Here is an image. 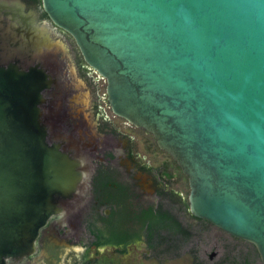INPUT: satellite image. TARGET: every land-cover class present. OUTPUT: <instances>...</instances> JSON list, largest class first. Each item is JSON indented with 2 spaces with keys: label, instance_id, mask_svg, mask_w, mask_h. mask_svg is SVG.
Masks as SVG:
<instances>
[{
  "label": "water",
  "instance_id": "water-1",
  "mask_svg": "<svg viewBox=\"0 0 264 264\" xmlns=\"http://www.w3.org/2000/svg\"><path fill=\"white\" fill-rule=\"evenodd\" d=\"M42 8L50 21L0 0V264L35 254L49 220L85 203L91 93L51 24L106 82L113 114L187 176L189 213L253 245L264 264V0Z\"/></svg>",
  "mask_w": 264,
  "mask_h": 264
},
{
  "label": "flooded vegetation",
  "instance_id": "flooded-vegetation-1",
  "mask_svg": "<svg viewBox=\"0 0 264 264\" xmlns=\"http://www.w3.org/2000/svg\"><path fill=\"white\" fill-rule=\"evenodd\" d=\"M19 1L26 5L27 10H32L39 20L50 21L42 8V0ZM51 27L67 42L78 74L81 73V76L85 75L87 78H93L94 82L102 81L103 79L85 64L74 40L52 24ZM72 45L74 47L71 49ZM74 50L76 53L75 59L72 53ZM50 94L47 96L48 98H50ZM99 103L98 101V104H96L101 108ZM98 116L100 117L99 126L109 127V129L104 128L103 132L108 130L107 133L110 131L112 136H108L99 142H91L90 147H86V158L89 162L86 175L89 179L86 190H82L80 195L85 197L86 205L80 211L74 214L72 212L67 218H62L59 215L53 216L40 233L36 242V253L17 262L9 260L11 264H45L46 250L48 245L53 242L67 248L63 264H90L92 261L90 262L86 255L89 246H94L97 235L102 240H108L109 242L112 238L122 242L121 244L108 242L107 245L94 246L99 251L110 247L117 252L121 249L127 251V247L139 242H143L149 247L146 239L148 225L151 220L149 216L151 209H156L159 205V203L151 200L152 194L166 198L168 202L183 200L179 192L167 190V183L165 186L157 183L153 188V192L149 193L145 183V174L149 167L142 165L137 157L133 156L132 148H126L121 139L113 136L117 133V130L111 128L112 123L109 121V117L102 115L101 112H98ZM72 123V120L66 122L64 128H69L72 131ZM125 124L134 127L127 121H125ZM145 133L152 139L150 144L153 142L161 153L171 158L158 148L150 134ZM125 137L131 139L128 136ZM128 160H131V166L126 164ZM171 160L178 167L181 174L175 173L166 163L161 169V178L170 181L175 176L182 177L183 175V179L185 177L188 181L179 166L172 158Z\"/></svg>",
  "mask_w": 264,
  "mask_h": 264
},
{
  "label": "rangeland",
  "instance_id": "rangeland-1",
  "mask_svg": "<svg viewBox=\"0 0 264 264\" xmlns=\"http://www.w3.org/2000/svg\"><path fill=\"white\" fill-rule=\"evenodd\" d=\"M72 47L74 46L72 45L71 49ZM72 53L75 59V50ZM79 77L85 80L91 93L93 135L88 136L92 138H89V141L95 143L108 136H112L110 131V135L107 133L108 130L103 132L104 128L109 129L108 126H99L98 121L100 117L98 116V112H101L102 115L109 117V121L112 123L111 128L117 130V133L113 136L121 139V142L126 148H132L133 156L137 157V160L142 165L149 167V170L145 174V183L147 184L148 192L152 193L157 183H161L163 186L167 183V190L176 191L181 194L183 200H176L175 202H168L166 198L162 197V199L154 194H152L151 200H154L155 203L163 201L165 207L175 209L174 213H176L180 221L183 222L191 233L190 239L186 242L183 240L182 246L179 249H176L173 245L174 247L168 251L157 250L154 252L143 242L130 245L124 254L117 252L112 247L99 251L90 245L86 255L88 260L90 262L97 261L94 264H197V262L200 264H229L230 261L236 262L237 264H245L243 263L245 260L248 264H262L260 259L255 255L254 247L251 244L240 239H234L220 229L209 226L191 217L188 206H183V203H188L190 191L188 181L185 177L183 179V175L182 177L179 176L181 173H179L178 167L173 164L171 158L161 153L153 142L151 145L150 141L152 139L145 132L126 125L124 119L113 114L106 103V82L104 80L94 82L93 78H87L85 75L81 76V73ZM70 95L71 93L67 96ZM98 101L100 102L101 108L97 105ZM67 129L63 128V131L66 133L70 132V129ZM130 163L131 160L126 161L127 165ZM166 163H168V167L175 173H179L178 176H175L170 181L160 176L161 169ZM85 205L84 203L78 207L72 214L80 211Z\"/></svg>",
  "mask_w": 264,
  "mask_h": 264
},
{
  "label": "trees",
  "instance_id": "trees-1",
  "mask_svg": "<svg viewBox=\"0 0 264 264\" xmlns=\"http://www.w3.org/2000/svg\"><path fill=\"white\" fill-rule=\"evenodd\" d=\"M183 206L184 207L188 206V203L186 202L183 203ZM174 210L175 209H172V207H167V206L165 207L163 201L159 203L156 209L155 208L151 209L149 216L151 220L148 225L146 239H147V244L152 251L154 252H156L157 250L168 251L171 250L172 247L174 246L176 249H179L182 246L183 240L184 242H186L188 239H190L191 233L189 229L183 224V222L180 221L176 213H174ZM191 217L195 218L192 215ZM197 220L204 222L209 226L215 227L206 220L203 219H197ZM108 242H109L108 240H102L100 236L97 235L96 241L94 242V246L107 245ZM109 243L121 244L122 242L112 238V240H110ZM254 251L257 258L260 259L259 254L255 247H254ZM119 253L121 254L126 253V249L119 250ZM95 262L97 261H93L90 264H94ZM243 263L248 264L246 260ZM197 264L200 263L197 262ZM229 264H237V263L230 261Z\"/></svg>",
  "mask_w": 264,
  "mask_h": 264
},
{
  "label": "bare ground",
  "instance_id": "bare-ground-1",
  "mask_svg": "<svg viewBox=\"0 0 264 264\" xmlns=\"http://www.w3.org/2000/svg\"><path fill=\"white\" fill-rule=\"evenodd\" d=\"M49 44L50 46L52 45L51 42L48 43V46ZM83 100H84L83 102L87 105L88 99L85 97ZM66 253H67V248L64 247L63 245H57L56 242L50 243L46 250L45 264H63Z\"/></svg>",
  "mask_w": 264,
  "mask_h": 264
}]
</instances>
